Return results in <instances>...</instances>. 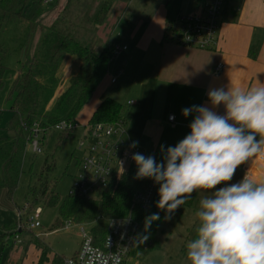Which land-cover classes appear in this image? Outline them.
I'll return each instance as SVG.
<instances>
[{"label": "rangeland", "instance_id": "rangeland-1", "mask_svg": "<svg viewBox=\"0 0 264 264\" xmlns=\"http://www.w3.org/2000/svg\"><path fill=\"white\" fill-rule=\"evenodd\" d=\"M180 1L173 0L172 6H179ZM118 2L128 6V12L115 26H109L111 19L106 21L105 28L109 27L104 30L105 36L101 35L102 29L92 23L91 19L96 5L91 4L90 1L75 2L73 7L65 12L67 0H53L49 4H45L44 0L41 4L39 0H29L27 16L31 18L36 11H40L38 19H22L17 23H9L0 28V42L8 50L7 72L3 78V86L0 87V147L3 152L14 135L9 131V124L13 119L9 101L12 84L17 72L29 62L30 48L33 44L32 36L38 27L37 21H41L42 26L48 32L55 23L59 25V28L64 26L65 29L70 28V36L83 45L91 46L98 54L107 44H113L114 47L127 45L130 48L129 51L118 53L110 62L108 76L94 94L91 102L82 111L79 120L90 117L100 103L103 93L128 107L130 117L132 110H137L139 106L140 109H145L144 113L151 107V93L149 91L148 96V88L142 85L144 83L142 75L145 74V65H142L143 56L138 52L133 53L130 34L134 33V28L140 19L138 14L143 13L144 8L147 7L145 3L151 4L154 1L118 0ZM61 17L66 20H59ZM31 23L33 26L30 25ZM36 34L40 35L37 31ZM112 77L117 78L118 83L115 85L110 83ZM131 100L136 102L134 106L128 105ZM47 108H50L49 104ZM59 138L60 135L55 133L48 135L43 152L39 155L32 154L25 144L18 188L11 197L8 196L7 189L3 188L0 191V234L9 235L10 233L12 235L7 237L5 244L0 248V264H21L20 261L14 260V255L18 249L25 250V247H30L28 260L36 258V251H34L36 244L32 241L38 238L40 241L36 246L40 243L46 245L45 247L49 250V263L56 255L71 257L80 244V228L75 225L76 223H72L74 226L70 229L65 228V225L58 226L60 205L48 206L44 202L46 199L42 196V190L46 184L50 189L55 185V192L60 200L64 201L70 196L74 180L80 172L79 162L83 158V153L79 150L81 133L77 132L65 143H59ZM49 166L54 169L48 171ZM3 168L4 163L0 160V173ZM37 208H41L43 213L40 217L41 227L35 229L30 227V220ZM198 209L199 204L196 207L182 205L174 212L171 219H166L164 216L154 237V247L146 253H140L133 264H190L187 259V244L196 235V228L199 224L196 216ZM21 212L22 218L19 217ZM69 221L72 222V220ZM93 226L94 223L87 224L85 229L89 231ZM18 233H21L20 242L15 243L17 239L15 235ZM23 256L25 257V253L22 254Z\"/></svg>", "mask_w": 264, "mask_h": 264}, {"label": "clouds", "instance_id": "clouds-1", "mask_svg": "<svg viewBox=\"0 0 264 264\" xmlns=\"http://www.w3.org/2000/svg\"><path fill=\"white\" fill-rule=\"evenodd\" d=\"M207 95L211 107L182 109L184 117L195 114L190 131L175 146L161 145L160 162L154 155L132 154L134 178L159 185L156 207L166 219L197 190L211 192L199 201L196 235L187 244L190 264H264V180L245 173L228 183L240 165L264 152V84L212 88ZM221 105L224 114L213 110ZM119 163L123 171L125 161ZM159 219V212L146 216L145 230Z\"/></svg>", "mask_w": 264, "mask_h": 264}, {"label": "crops", "instance_id": "crops-1", "mask_svg": "<svg viewBox=\"0 0 264 264\" xmlns=\"http://www.w3.org/2000/svg\"><path fill=\"white\" fill-rule=\"evenodd\" d=\"M152 1L154 3H145L147 7L144 8L143 13H136L140 19L134 28V33L130 34L133 53L138 52L143 56L142 65H145V74L142 75L144 76L142 85L148 88V96L149 91L151 93V107L144 113L145 109H140L139 106L137 110H132L131 117L130 112L127 111L126 124L132 143L137 141L138 148L146 155H154L160 162L161 145L165 149L168 146H175L190 131L188 126L195 114L184 117L182 109L193 105L211 107L207 94L212 88L235 86L248 89L264 84V0H228L219 22L218 44L213 50L178 45L174 42L171 31L180 16L203 14L210 0H179V6H172V1ZM128 9V6L118 2L108 19H111L109 26L117 25ZM105 26L100 27L102 36H105L104 30L109 27L105 28ZM36 31L40 35H37ZM44 33L48 31L42 24H38L32 36L33 44L30 48L29 61L34 58ZM220 63L225 64L226 68L220 75H215L214 69ZM20 71L21 69L16 77ZM76 71V61L67 58L59 72L61 83L58 93L66 87ZM54 101L55 95L49 107ZM131 101L128 105L134 106L136 102L133 101L134 105H131L129 104ZM213 110L224 114L222 105ZM94 111L89 118L82 121L79 120L81 113L78 120L83 124L89 123ZM169 115H175V123L169 121ZM245 173L257 181L264 180V152L258 153L240 165L233 180L228 183L240 181ZM210 193L199 190L198 204L203 196ZM20 234L15 235L18 237L15 243L20 242ZM34 247L36 258L29 261L30 247H25V250L16 251L14 260L20 261L21 264H38L41 251L36 245ZM24 253L25 257H22Z\"/></svg>", "mask_w": 264, "mask_h": 264}, {"label": "trees", "instance_id": "trees-1", "mask_svg": "<svg viewBox=\"0 0 264 264\" xmlns=\"http://www.w3.org/2000/svg\"><path fill=\"white\" fill-rule=\"evenodd\" d=\"M39 1L41 4L42 0ZM81 1H90L91 4L96 5L91 20L97 28L105 25L118 3V0H67L65 12H68L75 2ZM28 12L29 0H0V28L9 23H17L22 19H38L40 11H36L31 18L27 16ZM59 20L66 19L61 17ZM37 24L42 23L37 21ZM30 25L33 26L32 23ZM70 33V28L65 29V26L59 28L56 23L52 25L49 32L41 39L34 58L22 67L13 81L9 96L13 119L9 124V131L14 135L10 143H7L5 152L0 147V160L4 163V168L0 173V191L3 188L7 189L9 197L13 195L20 183L23 149L26 140L31 135L33 124L39 122L42 128H51L59 121H78L79 115L91 102L97 89L106 78L110 62L117 56L112 44L104 46L98 54L91 46L83 45L76 38L70 36ZM7 57L8 50L0 42V87L3 86V78L7 72ZM69 57L76 61L77 71L71 76L66 87L58 93L61 83L59 72L64 61ZM54 95L55 101L48 109V104L53 100ZM127 111L124 104L104 94L89 123H113L116 121L126 123L128 120ZM73 136V134L62 135L59 138V143H65ZM53 169L54 167H48V171ZM135 173L127 176L124 181L98 200H87L70 195L61 201L55 192V185L50 189L48 184L42 190V196L46 199L44 201L46 205H60L58 226H64L69 220L79 224L93 221L99 216L123 217L129 212L134 194L143 191L148 183V179H135ZM157 193L151 209L147 213L139 214L142 222L140 244L151 243V248L155 245L154 237L165 216V212L156 207V202L159 199ZM198 193L199 190L194 192L183 206L196 207ZM157 212H159L160 219L152 222L151 227L146 231L145 217ZM105 228L104 224L98 225L94 230L96 237L99 236L102 240L106 233ZM9 236L12 235L10 233L9 235L7 233L0 234V248L3 247ZM145 236H147L146 240ZM39 241L38 238L32 242L37 245ZM45 246L40 243L37 246L41 251L38 264L49 263V250ZM65 259L66 257L56 255L50 264H64Z\"/></svg>", "mask_w": 264, "mask_h": 264}, {"label": "built area", "instance_id": "built-area-1", "mask_svg": "<svg viewBox=\"0 0 264 264\" xmlns=\"http://www.w3.org/2000/svg\"><path fill=\"white\" fill-rule=\"evenodd\" d=\"M162 1V0H160ZM173 1V0H167ZM227 0H210L203 14L182 15L173 25L172 37L178 45L200 49L213 50L218 44L219 22ZM53 0H44L49 4ZM127 47H115L116 53L126 51ZM223 63L218 64L215 75H220L225 70ZM117 78H112L111 84L115 85ZM129 104H134L131 101ZM169 121L175 123V115H169ZM174 126V125H173ZM81 133L79 150L83 153L80 160V172L76 176L71 190V196L98 200L115 188L124 179L133 175L137 170L131 156L135 152L146 155L137 146L132 148V141L124 121L113 123L83 124L78 121H59L51 128H42L39 122L33 124L31 135L26 140V147L34 155L43 152L46 138L50 134L75 135ZM147 156V155H146ZM125 161L123 171L120 161ZM158 162V161H157ZM220 187V185H218ZM159 185L148 179L146 188L134 194L129 212L126 216L106 218L99 216L90 221L94 226L88 231L85 225L90 222L75 224L80 228V245L77 252L65 259L64 264H133L142 252H148L151 243L140 244L142 235V222L140 213H147L156 197ZM43 211L37 208L30 220L31 228H40V217ZM23 214L19 213L22 218ZM68 221L65 228L74 225ZM100 224L106 226L105 236L102 238L94 234ZM21 229V228H20ZM18 240V237H16Z\"/></svg>", "mask_w": 264, "mask_h": 264}]
</instances>
